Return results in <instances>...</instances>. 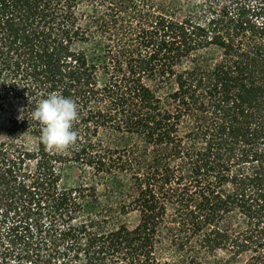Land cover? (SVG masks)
Wrapping results in <instances>:
<instances>
[{
	"label": "trees",
	"instance_id": "1",
	"mask_svg": "<svg viewBox=\"0 0 264 264\" xmlns=\"http://www.w3.org/2000/svg\"><path fill=\"white\" fill-rule=\"evenodd\" d=\"M180 6L0 0V110L26 104L0 158V264H264V0ZM53 91L78 104L67 150L29 120Z\"/></svg>",
	"mask_w": 264,
	"mask_h": 264
},
{
	"label": "clouds",
	"instance_id": "2",
	"mask_svg": "<svg viewBox=\"0 0 264 264\" xmlns=\"http://www.w3.org/2000/svg\"><path fill=\"white\" fill-rule=\"evenodd\" d=\"M24 110L21 109L22 117ZM21 117V118H22ZM79 119L78 104L70 97L50 92L31 112L29 120L42 126L41 142L48 150H67L78 140L74 125Z\"/></svg>",
	"mask_w": 264,
	"mask_h": 264
},
{
	"label": "rangeland",
	"instance_id": "3",
	"mask_svg": "<svg viewBox=\"0 0 264 264\" xmlns=\"http://www.w3.org/2000/svg\"><path fill=\"white\" fill-rule=\"evenodd\" d=\"M159 1V0H158ZM161 1V0H160ZM179 4H181V9L179 10V14L181 16H185L188 13H192L197 17H201L202 14L209 13L210 10L213 9H220L223 5L227 2L233 4V0H177ZM235 1V0H234ZM254 2V1H253ZM200 15V16H199ZM203 18V17H201ZM13 104L10 105L7 109L0 110V158L3 159L4 157L13 158V154L17 155V153L13 152V147L10 145V141L6 135V125L7 119L16 114L19 118L22 117L21 109L24 110L23 117L26 116L25 114V105L21 98H11ZM27 143L29 146L35 145V139L30 134L27 135ZM29 163V162H28ZM24 168L22 171L29 170V164L23 166ZM30 173V172H28ZM79 171L77 167L69 163L65 170L63 171L62 177V184L65 186H72L76 183L78 179ZM131 221L136 220V215L132 214L130 216ZM6 225V224H5ZM4 228L0 231V257L8 255L10 256L12 250L7 247L8 237L6 233L3 231Z\"/></svg>",
	"mask_w": 264,
	"mask_h": 264
}]
</instances>
